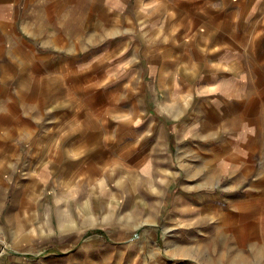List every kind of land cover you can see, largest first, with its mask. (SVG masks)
Instances as JSON below:
<instances>
[{
  "label": "crops",
  "instance_id": "crops-1",
  "mask_svg": "<svg viewBox=\"0 0 264 264\" xmlns=\"http://www.w3.org/2000/svg\"><path fill=\"white\" fill-rule=\"evenodd\" d=\"M263 131L264 0H0V264H264Z\"/></svg>",
  "mask_w": 264,
  "mask_h": 264
},
{
  "label": "rangeland",
  "instance_id": "rangeland-1",
  "mask_svg": "<svg viewBox=\"0 0 264 264\" xmlns=\"http://www.w3.org/2000/svg\"><path fill=\"white\" fill-rule=\"evenodd\" d=\"M167 221H168V223H176V221L172 219L171 215L169 217L168 216L162 217L161 220L159 221V223H161V225L157 228L158 232H160L164 228V225H165L164 223H166ZM169 259L171 261V257H169Z\"/></svg>",
  "mask_w": 264,
  "mask_h": 264
},
{
  "label": "bare ground",
  "instance_id": "bare-ground-1",
  "mask_svg": "<svg viewBox=\"0 0 264 264\" xmlns=\"http://www.w3.org/2000/svg\"><path fill=\"white\" fill-rule=\"evenodd\" d=\"M248 113V112H247ZM252 114V113H251ZM264 132V131H263ZM257 154V153H256ZM39 162V161H38ZM255 186V185H254ZM259 221V220H258ZM35 223V222H34ZM251 224V223H250ZM250 226H252V224L250 225ZM256 236V235H255ZM251 239H254V238H251ZM259 243V242H258ZM249 247V246H248ZM239 248V247H238ZM254 248H255V246H254ZM232 249H233V247H232ZM230 250V249H229ZM248 250V249H247ZM252 252H253V250H251ZM254 254H255V256L256 257H258L259 256V258L258 259H263L264 258V251H261V250H255L254 249ZM214 253V252H213ZM212 253V254H213ZM234 253V252H233ZM217 254V253H216ZM238 254V253H237ZM180 256V255H179ZM238 256V255H237ZM240 259V258H239ZM226 260V259H225ZM264 260V259H263ZM223 261V260H222ZM225 262V261H224ZM233 262V261H232ZM242 262V261H241ZM248 262V261H247ZM264 262V261H263ZM216 264V263H215ZM227 264V263H226ZM232 264H235V263H232ZM257 264V263H256ZM263 264V263H262Z\"/></svg>",
  "mask_w": 264,
  "mask_h": 264
}]
</instances>
